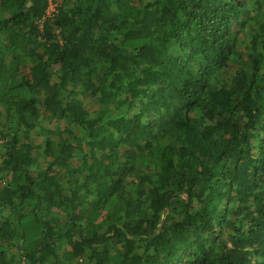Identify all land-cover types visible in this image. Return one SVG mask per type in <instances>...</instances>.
Here are the masks:
<instances>
[{
  "label": "trees",
  "instance_id": "obj_1",
  "mask_svg": "<svg viewBox=\"0 0 264 264\" xmlns=\"http://www.w3.org/2000/svg\"><path fill=\"white\" fill-rule=\"evenodd\" d=\"M0 159V264H264V0H0Z\"/></svg>",
  "mask_w": 264,
  "mask_h": 264
},
{
  "label": "rangeland",
  "instance_id": "obj_2",
  "mask_svg": "<svg viewBox=\"0 0 264 264\" xmlns=\"http://www.w3.org/2000/svg\"><path fill=\"white\" fill-rule=\"evenodd\" d=\"M55 3H56V2H54V3H52V4L50 5V7H49V9H48V13H49V14L53 12V10H54V6H55ZM250 24H253V26H254V25H255V24H254V20L250 21V23H246V24H244L246 30H247L248 26H250ZM246 34H248V33H246ZM227 75L229 76L230 74L227 73ZM85 104H86V108H87L88 110H90V111H93V110H95V109H97V108H100L101 111L104 112V109H102L101 104H99L95 99H92L91 97L85 99ZM111 114H112V115H119V114H120V111H113V112H111ZM43 124H45V125H49L48 121H46V120L43 122ZM0 161H1V159H0ZM102 214H103V213L100 212V213L98 214L96 220H99V219L101 218V215H102ZM86 260H87V259H86ZM86 260H85V261H86ZM87 262H88V261H87ZM19 264H21V263H19ZM65 264H66V263H65ZM88 264H93V263H92V261H90V262H88Z\"/></svg>",
  "mask_w": 264,
  "mask_h": 264
},
{
  "label": "built area",
  "instance_id": "obj_3",
  "mask_svg": "<svg viewBox=\"0 0 264 264\" xmlns=\"http://www.w3.org/2000/svg\"><path fill=\"white\" fill-rule=\"evenodd\" d=\"M49 14V13H48Z\"/></svg>",
  "mask_w": 264,
  "mask_h": 264
}]
</instances>
